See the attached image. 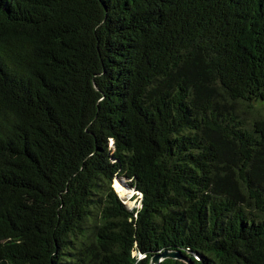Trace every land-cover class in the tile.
<instances>
[{
  "label": "trees",
  "instance_id": "trees-1",
  "mask_svg": "<svg viewBox=\"0 0 264 264\" xmlns=\"http://www.w3.org/2000/svg\"><path fill=\"white\" fill-rule=\"evenodd\" d=\"M166 249L264 264V0H0V264Z\"/></svg>",
  "mask_w": 264,
  "mask_h": 264
},
{
  "label": "water",
  "instance_id": "water-1",
  "mask_svg": "<svg viewBox=\"0 0 264 264\" xmlns=\"http://www.w3.org/2000/svg\"><path fill=\"white\" fill-rule=\"evenodd\" d=\"M167 258L179 259V260H183L187 264H194L189 258L184 256L180 251L169 250V249L154 254L150 259V264H161Z\"/></svg>",
  "mask_w": 264,
  "mask_h": 264
},
{
  "label": "rangeland",
  "instance_id": "rangeland-1",
  "mask_svg": "<svg viewBox=\"0 0 264 264\" xmlns=\"http://www.w3.org/2000/svg\"><path fill=\"white\" fill-rule=\"evenodd\" d=\"M115 181H116V179L114 180V188L119 193L120 197H122L124 199V202L127 203L129 207H133L136 204L139 206V201L137 200V197L136 196L132 197V195L134 193L133 189L128 187V181L129 180L126 178H119V180H118V182H120L124 187L131 189V191L129 190V192L124 194V195L116 188ZM141 257H144V255L139 254V258H141Z\"/></svg>",
  "mask_w": 264,
  "mask_h": 264
},
{
  "label": "bare ground",
  "instance_id": "bare-ground-1",
  "mask_svg": "<svg viewBox=\"0 0 264 264\" xmlns=\"http://www.w3.org/2000/svg\"><path fill=\"white\" fill-rule=\"evenodd\" d=\"M116 188L124 195L131 191V189H128L127 187H124L120 182H118V179L115 181Z\"/></svg>",
  "mask_w": 264,
  "mask_h": 264
},
{
  "label": "clouds",
  "instance_id": "clouds-1",
  "mask_svg": "<svg viewBox=\"0 0 264 264\" xmlns=\"http://www.w3.org/2000/svg\"><path fill=\"white\" fill-rule=\"evenodd\" d=\"M134 191V190H133ZM137 197V200L139 201L141 199V194L140 193H137L136 191H134L132 197Z\"/></svg>",
  "mask_w": 264,
  "mask_h": 264
}]
</instances>
